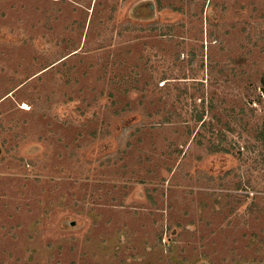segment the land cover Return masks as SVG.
Instances as JSON below:
<instances>
[{
  "label": "rangeland",
  "instance_id": "rangeland-1",
  "mask_svg": "<svg viewBox=\"0 0 264 264\" xmlns=\"http://www.w3.org/2000/svg\"><path fill=\"white\" fill-rule=\"evenodd\" d=\"M0 264H264V0H0Z\"/></svg>",
  "mask_w": 264,
  "mask_h": 264
}]
</instances>
